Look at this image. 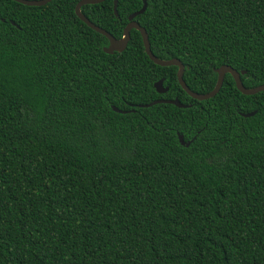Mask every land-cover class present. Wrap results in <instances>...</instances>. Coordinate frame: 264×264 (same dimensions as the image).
<instances>
[{"label": "trees", "instance_id": "trees-1", "mask_svg": "<svg viewBox=\"0 0 264 264\" xmlns=\"http://www.w3.org/2000/svg\"><path fill=\"white\" fill-rule=\"evenodd\" d=\"M78 1L0 0V264H264V89L225 73L193 99L137 30L105 52ZM140 5L79 11L120 38ZM133 19L193 92L221 65L264 83V0H145Z\"/></svg>", "mask_w": 264, "mask_h": 264}, {"label": "water", "instance_id": "water-1", "mask_svg": "<svg viewBox=\"0 0 264 264\" xmlns=\"http://www.w3.org/2000/svg\"><path fill=\"white\" fill-rule=\"evenodd\" d=\"M15 1L17 3L23 4V5H27V6H39V5H43L46 2L50 1V0H12ZM102 0H79L75 5H74V14L76 15V17L81 20L86 26H88L90 29H92L93 31L103 35L106 39H107V46L103 48V50L105 52L108 53H112L113 51H120L122 50L125 45L126 42L129 38V30L130 29H135L139 32L140 37H141V41H142V45H143V50L146 53V55L148 56V58L155 64L160 65V66H168V65H174L177 67L176 70V80L179 84V86L187 93V95H189L191 98L193 99H197V100H203V99H207L211 96H213L217 90L219 89L222 79H223V75L225 73L230 74V76L233 79L234 82V86L235 88L242 94L245 95H250L253 93H256L258 91H261L264 89V83H261L255 87L252 88H245L240 79H239V73L234 70L233 68H231L228 65H221L216 69V80L214 83L213 88L206 92V93H196L191 91L183 82L182 80V73H183V65L181 64V62L178 59L175 58H171V59H167V60H160L156 57H154L149 49V43L147 40V34L145 32V30L139 26V24L133 20V17L137 14H140L144 11L145 9V0H140L141 1V5L139 7V9H137L136 11L130 13L127 16V22L124 25L123 29H122V34L120 38H114L113 36H111L107 31H105L104 29L98 27L97 25L93 24L92 22H90L86 17H84L80 11L79 8L81 5L86 4V3H97L100 2ZM116 2L117 0H112V13L114 16H117L116 13ZM240 73H244V71H240ZM153 87L154 90L157 93H163L166 91V87L162 86V79H158L157 81H155L153 83ZM159 102H165V103H170L173 104L177 107H186L188 105H184L182 103H180L176 98L173 99H157L154 100L151 103H147V104H137L136 106H148L151 105L153 103H159ZM112 110L115 112H124L123 110H119L115 107H112ZM254 113V111L248 112V113H244L243 116H249L252 115ZM178 139L180 141V143H182V139L181 136H178ZM187 144V143H185Z\"/></svg>", "mask_w": 264, "mask_h": 264}, {"label": "flooded vegetation", "instance_id": "flooded-vegetation-1", "mask_svg": "<svg viewBox=\"0 0 264 264\" xmlns=\"http://www.w3.org/2000/svg\"><path fill=\"white\" fill-rule=\"evenodd\" d=\"M134 20V19H133Z\"/></svg>", "mask_w": 264, "mask_h": 264}]
</instances>
